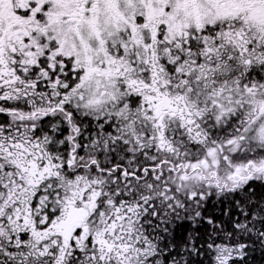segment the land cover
Instances as JSON below:
<instances>
[{
    "label": "snow or ice",
    "instance_id": "obj_1",
    "mask_svg": "<svg viewBox=\"0 0 264 264\" xmlns=\"http://www.w3.org/2000/svg\"><path fill=\"white\" fill-rule=\"evenodd\" d=\"M0 264H264V0H0Z\"/></svg>",
    "mask_w": 264,
    "mask_h": 264
}]
</instances>
